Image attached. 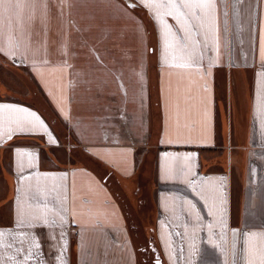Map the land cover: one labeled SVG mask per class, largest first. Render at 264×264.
I'll return each mask as SVG.
<instances>
[{
    "label": "crops",
    "instance_id": "1",
    "mask_svg": "<svg viewBox=\"0 0 264 264\" xmlns=\"http://www.w3.org/2000/svg\"><path fill=\"white\" fill-rule=\"evenodd\" d=\"M159 12L43 0L5 19L0 59L52 111L0 81L24 110L0 122V264H247L264 242V0H213L186 40ZM183 44L193 62L170 66Z\"/></svg>",
    "mask_w": 264,
    "mask_h": 264
},
{
    "label": "snow or ice",
    "instance_id": "2",
    "mask_svg": "<svg viewBox=\"0 0 264 264\" xmlns=\"http://www.w3.org/2000/svg\"><path fill=\"white\" fill-rule=\"evenodd\" d=\"M43 0H0V28L3 27L4 21L6 18H12L13 16L19 18V14L21 10L28 8L29 10L34 9L37 4L42 3ZM140 2L150 10H156V16L160 18L159 9L166 8V14L171 16L177 24L180 26L181 31L184 33V39H188L191 34V25L189 23L190 18H195L197 20L201 19L197 16V10L202 11L205 15L208 14V10L213 7V0H140ZM160 23L163 25L164 29V59L165 62L168 61L169 57V49L172 47V43L169 41V36L173 37V40H176L177 44H179L178 39L175 37V34L172 33L171 26L164 23L162 19H160ZM203 26V24H201ZM188 49L187 44L179 45V50L181 52H185ZM2 50V49H0ZM176 59V56L173 55V60ZM180 59L184 61L183 64H172L170 66H187L191 64L194 60V54L192 51H187L186 55H181ZM24 110L22 109H12V108H4L0 106V122H2L4 118V113H19ZM29 116L35 118V120H39V117L35 115V113H28ZM9 124L13 123V120L9 116L7 119ZM20 130H23L22 122L19 120L14 121ZM42 123V122H41ZM15 129L9 128L8 134L10 136L11 131ZM256 233H252L249 236L248 241L246 243H250L253 238H255ZM249 253V258L247 264H264V242H262L259 249L249 248L247 249Z\"/></svg>",
    "mask_w": 264,
    "mask_h": 264
},
{
    "label": "trees",
    "instance_id": "3",
    "mask_svg": "<svg viewBox=\"0 0 264 264\" xmlns=\"http://www.w3.org/2000/svg\"><path fill=\"white\" fill-rule=\"evenodd\" d=\"M150 34L152 37L154 36L152 28L150 30ZM5 68H6V72L14 71L16 73L15 75L23 73L22 70H19L20 68L15 67L14 65H12L9 62H6ZM27 76L28 75H26V78L25 77H22L21 79L19 78L22 82H23V80H25V82L27 83V86L29 88L28 89L29 90V97L27 99L25 98L26 101L29 103L33 102V98H34L33 96H35V94H36V96L39 97L40 103L42 104V106L44 108V109H42L43 111H41V110H39V111L43 114H48L49 112L52 111L51 107L49 106L48 102L45 100L43 95L39 92V90L37 89L35 83L31 79V77L30 76L27 77ZM158 104H159V102L157 101V104H156L157 108H158ZM50 114H49V116H51Z\"/></svg>",
    "mask_w": 264,
    "mask_h": 264
},
{
    "label": "rangeland",
    "instance_id": "4",
    "mask_svg": "<svg viewBox=\"0 0 264 264\" xmlns=\"http://www.w3.org/2000/svg\"><path fill=\"white\" fill-rule=\"evenodd\" d=\"M5 64H6V60L4 61V59H0V81H3L5 83V86H7V87L8 86L11 87V85H17L18 86L19 84H21L20 79L22 77L26 78L27 73L25 71H22L23 73H20L18 75H15L16 73L14 71L4 73V71H2L1 68H2V66H5ZM7 89H9V88H7ZM7 96H13V95L7 93ZM33 97H34L33 102H30L29 104L31 106L37 108L38 110L43 111L42 109H44V108H43L42 104L40 103L39 97H37L36 94ZM51 120L54 122L53 119H51ZM112 183H113L112 187H114V188L117 187L116 182H112Z\"/></svg>",
    "mask_w": 264,
    "mask_h": 264
}]
</instances>
